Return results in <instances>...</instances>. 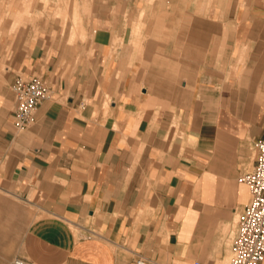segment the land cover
I'll use <instances>...</instances> for the list:
<instances>
[{
	"label": "crops",
	"instance_id": "obj_1",
	"mask_svg": "<svg viewBox=\"0 0 264 264\" xmlns=\"http://www.w3.org/2000/svg\"><path fill=\"white\" fill-rule=\"evenodd\" d=\"M193 2L228 4L218 24L233 10L228 59L202 66L200 33L185 63L177 38L140 53L131 27L108 23L75 52L44 38L10 48L0 31V264H228L250 198L239 177L264 133V75L238 20L264 17ZM17 76L48 87L22 129Z\"/></svg>",
	"mask_w": 264,
	"mask_h": 264
},
{
	"label": "rangeland",
	"instance_id": "obj_2",
	"mask_svg": "<svg viewBox=\"0 0 264 264\" xmlns=\"http://www.w3.org/2000/svg\"><path fill=\"white\" fill-rule=\"evenodd\" d=\"M238 1L248 5L252 13L264 17V0ZM207 10L210 12L205 15ZM224 10L229 11L226 3L210 7L201 4L200 7L193 0H0L3 21L0 31L8 34L10 48L44 38L61 47H70L75 52L86 48L97 24L108 23L122 30L131 27V43L137 46L140 53L155 38L169 39L170 43L177 38L181 49L179 57L185 63L192 60V34L200 33L199 54L203 66L215 58L228 59L233 53V10L222 24L216 23L211 16ZM255 22L245 24L238 20L242 25L237 38L241 45L246 40L253 44L255 51L251 58L257 60V66L250 73L261 80L264 75V22ZM250 31L253 38L246 36Z\"/></svg>",
	"mask_w": 264,
	"mask_h": 264
},
{
	"label": "built area",
	"instance_id": "obj_3",
	"mask_svg": "<svg viewBox=\"0 0 264 264\" xmlns=\"http://www.w3.org/2000/svg\"><path fill=\"white\" fill-rule=\"evenodd\" d=\"M15 100L14 126L22 129L33 122L34 113L48 95V87L38 76H17L12 84ZM255 162L239 181L248 186L250 198L237 218L228 264H264V133L254 142ZM14 264H25L15 260ZM137 264H147L138 260ZM193 264H205L194 261Z\"/></svg>",
	"mask_w": 264,
	"mask_h": 264
}]
</instances>
